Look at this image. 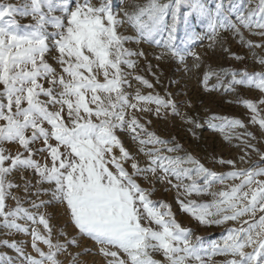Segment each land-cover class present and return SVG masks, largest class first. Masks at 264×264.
<instances>
[{
  "label": "snow or ice",
  "instance_id": "1",
  "mask_svg": "<svg viewBox=\"0 0 264 264\" xmlns=\"http://www.w3.org/2000/svg\"><path fill=\"white\" fill-rule=\"evenodd\" d=\"M185 5L189 11L182 13ZM131 7L133 11L123 12L121 19L112 0L0 4V228L8 235H30L32 250L39 258L25 255L16 242L0 244L13 249L24 264H60L57 255L67 250L52 242V228L44 214L29 212L15 196L11 198L16 207L5 210L10 190L18 187L8 176L14 171H31L38 184L49 185L34 194L51 198L32 202V207L63 206L79 233L101 246L107 264H210L216 256L225 257L217 264H264V166L257 163L237 169L235 161L221 159L218 163L233 170L217 173L190 155H162L160 146L169 153L182 149L179 145L168 147L170 141L147 132L134 113H150L148 105L154 104L157 116L161 109L169 108L176 116L180 115L176 104L158 95H141L139 90L130 96L124 88L131 87L124 68L134 69L136 61L131 57L144 55L129 50L126 43H154L183 64L186 55H195L189 43L203 37L190 29L181 48L176 33L182 16L185 21L192 15L206 22L212 38L224 29L234 31L243 42L240 26L259 29L253 34L264 37V0H228L227 8L223 0H216L214 9L205 0H147L143 6ZM233 15L238 24L229 18ZM126 22L135 30V38L118 31ZM247 46L261 47L250 42ZM259 63L264 65V59ZM212 75L219 77L214 72L204 75L206 91L221 86L208 88ZM225 75L232 77L226 91L242 85L264 93V74L232 71ZM136 79L148 89L153 87L142 77ZM242 104L253 113L252 123L264 129L257 104L249 100ZM215 120L222 123L211 122ZM208 126L221 133L244 127L240 120L217 116L210 118ZM118 131L131 135L138 151L149 158L147 166L136 162ZM4 145H18L22 151L13 155ZM147 145H153L154 150L146 151ZM117 149L118 154L114 152ZM260 159L264 161V154ZM129 161L131 173L124 166ZM136 178L151 183L152 188L141 187ZM157 182L183 195L184 199L177 197L180 211L198 225L220 226L231 221L240 227L228 228L221 241L205 244L199 236L193 240V230L177 221L171 206L151 198ZM216 185L223 187L212 191ZM30 188L26 181L24 191ZM208 195L211 202L188 199ZM20 220L25 223H18ZM29 222L43 225L47 236L36 227L29 232ZM38 241L48 252L37 246ZM68 243L75 246L76 240ZM154 253L163 260L154 259ZM0 264L12 261L0 256Z\"/></svg>",
  "mask_w": 264,
  "mask_h": 264
},
{
  "label": "rangeland",
  "instance_id": "2",
  "mask_svg": "<svg viewBox=\"0 0 264 264\" xmlns=\"http://www.w3.org/2000/svg\"><path fill=\"white\" fill-rule=\"evenodd\" d=\"M22 0H0V4L12 3L17 4ZM216 0H205V3L214 9ZM225 8L228 7V0H223ZM147 0H112L114 9L120 11V18L123 19V12L133 11L131 5L137 4L143 6ZM187 6L182 7V13H187ZM234 23L235 16L229 17ZM19 19V18H18ZM26 22V21H22ZM239 26V25H238ZM194 30L203 38L189 43L191 52L195 55H186L183 64L179 63L175 58L165 54L166 50L156 46L154 43L141 41L139 44L126 43L125 47L133 52H143V56H133L131 59L136 61L134 69L124 68L128 73L127 80L131 87L125 85V91L130 95H135L139 90L141 95H158L165 100L171 99L177 106L180 115H172V110L161 109L160 116L155 114L156 105H148L152 109L150 113L135 112L136 118L144 125L147 132L155 133L158 137L170 141L168 147L177 145L182 149L179 152L169 153L163 146H160L162 155L184 157L190 155L198 160L206 168L217 173H225L233 170L229 165H221L219 160L235 161L237 169H247L252 164H261L264 166V161H261L260 154H264V129L259 127V124L252 123L253 113L245 108L242 104L243 100H249L256 103L258 106L259 117L264 118V104L260 103L264 100V93L257 91L254 87L249 88L242 85H236L232 90L226 91L229 81L232 79L230 75H225L226 72H241L247 71L249 74L261 73L264 74V65L259 63V60L264 59V37L254 35L253 32H259V29H244L240 26V32L243 34V42L239 35L234 31L220 29L218 35L212 38V34L208 31L206 22L202 23L199 18L189 15L185 21L183 16L181 23L177 28V42L180 47H184L187 41L189 30ZM118 31L128 37L135 38V30L126 22ZM160 37H157L159 39ZM166 38V33H165ZM250 42L253 45H261V47H248ZM211 45V46H210ZM227 49V51H225ZM198 56L197 60L195 57ZM242 57V59H234L233 57ZM156 57H162L157 59ZM214 72L217 75H212L208 81V88H213L217 84L221 86L215 91H206L203 85L205 73ZM142 77L153 85L151 89L146 88L136 79ZM240 77L237 76V79ZM213 116L229 119H237L242 122L244 127L225 129L224 133L212 131L208 122ZM192 120L193 123H186V120ZM150 121V123H149ZM212 123L221 124L222 120L211 121ZM199 124L200 127L195 125ZM251 135H248V134ZM125 148L135 157V160L141 167L147 166L148 157L141 154L138 149L139 145L134 143L131 135L128 132H117ZM142 138H147L141 134ZM225 136L230 137L225 139ZM13 155L17 151H22L18 145H4ZM253 148L257 151H253ZM154 150L153 145H147L146 151ZM118 154V149L114 150ZM244 158L245 163L241 160ZM40 160V157H36ZM41 163L43 161L41 160ZM131 161L124 166L131 173ZM192 167L191 165H185ZM141 187L149 189L152 184L144 181L141 178H136ZM8 180L18 185V187L10 190L11 196L6 199V211L16 207V200L12 199L15 196L20 200L22 206L29 212L34 214H44L49 218V223L52 228L51 240L55 243H60L66 246V251L57 255L60 264H107V260L100 254V245H97L91 239L82 236L78 229L71 223L68 215L65 213L63 206L42 207L35 209L32 207V202L40 203L41 201H49L50 196L35 195L38 190H46L49 185L38 184V177L31 171H14L8 176ZM30 182L31 188L28 192L24 191L25 182ZM185 183H190L185 180ZM236 181L235 183H238ZM172 183L176 181L173 178ZM233 183V182H228ZM220 185L212 188V191H219ZM168 190H165V189ZM183 195L178 193L176 189L170 185L155 184V191L151 197L153 201H164L171 206V210L176 216L177 221L183 226L193 230V240L197 236L201 237L205 244L212 241H221L226 234L228 228H239L240 224L227 222L220 226H201L198 225L190 216L180 211V206L177 203V197ZM188 199L196 200L197 203L211 202L212 197L208 196H192ZM259 214L257 215V218ZM247 219V218H245ZM18 223L24 224L23 220ZM29 232L32 227H36L41 235L47 236L43 225H31L28 223ZM7 230L0 228V241L7 240L9 243L16 242L24 250L25 255H31L39 258L37 253L32 250L31 236L22 233L6 234ZM75 239L76 245L68 243ZM37 246L42 251L48 252L46 245L37 242ZM114 250V249H112ZM250 251V249H249ZM123 258V254H120ZM0 256L10 258L12 264H24L23 259L13 249L0 244ZM75 258V259H74ZM153 258L163 260L159 253H154ZM108 259H111L110 257ZM225 257H213L210 264H217L218 261H223ZM166 264V262H165ZM193 264V262H189Z\"/></svg>",
  "mask_w": 264,
  "mask_h": 264
}]
</instances>
